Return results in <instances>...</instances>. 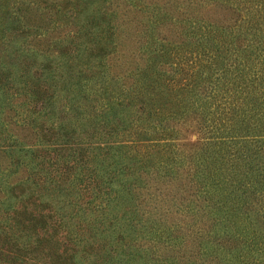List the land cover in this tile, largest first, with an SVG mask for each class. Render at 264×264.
<instances>
[{
    "label": "trees",
    "instance_id": "1",
    "mask_svg": "<svg viewBox=\"0 0 264 264\" xmlns=\"http://www.w3.org/2000/svg\"><path fill=\"white\" fill-rule=\"evenodd\" d=\"M0 153V264H264V0H0Z\"/></svg>",
    "mask_w": 264,
    "mask_h": 264
},
{
    "label": "rangeland",
    "instance_id": "2",
    "mask_svg": "<svg viewBox=\"0 0 264 264\" xmlns=\"http://www.w3.org/2000/svg\"><path fill=\"white\" fill-rule=\"evenodd\" d=\"M120 12L121 13H125V15L127 16V17H129V16H131V15H129V13H127V12H125V11H123V10H120ZM206 13L208 14H210V15H212V16H227V12L226 11H224V10H222V9H220L219 7H216V6H210V7H208L207 9H206ZM129 15V16H128ZM113 62H115V61H113ZM185 141H186V139H185ZM6 163V160H5V158L2 156V154L0 153V164L1 165H4ZM18 175H20L19 174V172L17 173V176Z\"/></svg>",
    "mask_w": 264,
    "mask_h": 264
}]
</instances>
